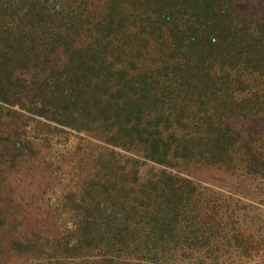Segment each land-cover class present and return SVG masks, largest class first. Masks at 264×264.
<instances>
[{
	"label": "trees",
	"instance_id": "16d2710c",
	"mask_svg": "<svg viewBox=\"0 0 264 264\" xmlns=\"http://www.w3.org/2000/svg\"><path fill=\"white\" fill-rule=\"evenodd\" d=\"M0 127L20 264H264V0H0Z\"/></svg>",
	"mask_w": 264,
	"mask_h": 264
},
{
	"label": "rangeland",
	"instance_id": "374dc122",
	"mask_svg": "<svg viewBox=\"0 0 264 264\" xmlns=\"http://www.w3.org/2000/svg\"><path fill=\"white\" fill-rule=\"evenodd\" d=\"M2 127H0V130ZM3 139V140H2ZM6 138H1L0 134V264H20L21 257L16 255V253L10 251V244L16 237V234H20L23 231V226L16 225L15 228L7 229L5 231L4 226L13 224L15 219H21L18 207L31 204V197L35 194L37 190V185H44L40 175L44 172V169L39 164H26L25 172L21 177H17L15 169L18 170V166L14 168L17 163L12 162V160L7 161L9 158L10 151L6 152L5 148L9 147ZM35 168L37 170H35ZM34 169V170H33ZM147 168L144 167L143 170ZM180 173L182 175L189 177L190 179L200 183L204 186H208L217 191L231 194L236 188L237 178L234 173L228 171L217 169L215 167L207 166H181ZM40 173V174H39ZM28 174V175H27ZM257 181H248L244 183L245 189H250L253 193L257 191V188H264ZM42 189V188H41ZM247 190H244L246 193ZM21 194V195H20ZM254 194H252L253 196ZM245 198L254 201L253 198L245 196ZM258 199V198H257ZM249 203V202H248ZM23 218H28L27 214H22ZM29 219V218H28ZM15 225V224H14ZM24 259V257H23Z\"/></svg>",
	"mask_w": 264,
	"mask_h": 264
}]
</instances>
